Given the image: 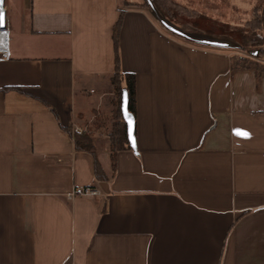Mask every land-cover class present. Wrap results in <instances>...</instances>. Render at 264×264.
Segmentation results:
<instances>
[{
	"label": "crops",
	"instance_id": "obj_1",
	"mask_svg": "<svg viewBox=\"0 0 264 264\" xmlns=\"http://www.w3.org/2000/svg\"><path fill=\"white\" fill-rule=\"evenodd\" d=\"M146 1L3 0L0 264H264V64ZM171 1L204 20L216 0ZM119 19L135 117L112 161Z\"/></svg>",
	"mask_w": 264,
	"mask_h": 264
},
{
	"label": "trees",
	"instance_id": "obj_2",
	"mask_svg": "<svg viewBox=\"0 0 264 264\" xmlns=\"http://www.w3.org/2000/svg\"><path fill=\"white\" fill-rule=\"evenodd\" d=\"M158 11L170 22L180 16H193L190 11L181 6L176 5L171 0H151ZM148 2L140 5L132 4L130 6L138 8H146ZM264 0H259L258 5L254 6L250 11V19L241 27L230 28L235 33L238 43L233 51L247 52L255 50L259 57L264 56ZM188 13V14H187ZM212 23H216L212 21ZM121 26V20L116 23L113 31V42L115 47V71L111 77V83L116 96V108L114 110V123L112 126L110 138L111 159L114 161L115 155L122 150L130 148L128 126L124 120L122 106L125 104L128 114L134 119L135 117V79L131 74H123L118 66V32ZM228 25H219V28H227ZM124 85V87H123ZM10 88H2L1 92H6ZM74 150L77 152L89 153L94 159L95 175L101 178L100 170L96 160V154L90 136L86 133L73 135Z\"/></svg>",
	"mask_w": 264,
	"mask_h": 264
},
{
	"label": "rangeland",
	"instance_id": "obj_3",
	"mask_svg": "<svg viewBox=\"0 0 264 264\" xmlns=\"http://www.w3.org/2000/svg\"><path fill=\"white\" fill-rule=\"evenodd\" d=\"M235 2V0H216L214 1V7L211 8V12L206 11L204 7V12L202 11L203 15L208 16L209 18L206 20H201L195 18V16H180V26L183 27V29L187 30L190 33H194L193 31L196 29L198 31L204 30L206 33L210 34V38L207 40H210V42L220 43L221 45L227 46V49H230L233 51L235 49V46L238 43L237 37L235 33H232L230 31V28H236L243 26L249 19H250V6H243V4H246L248 2L254 3L255 0H238V7H232L229 6V3ZM148 2V6L145 8L147 9L150 14H153L154 17H158L160 14L163 16L158 9L153 5L151 0L146 1ZM227 3L228 6H225ZM238 9L239 12H234V9ZM244 8V9H243ZM201 9V8H200ZM202 9V10H203ZM209 9V8H208ZM210 10V9H209ZM206 11V12H205ZM209 12V13H208ZM229 13V15L227 14ZM241 12V14H240ZM214 14V15H211ZM232 14V15H231ZM164 17V16H163ZM226 18V20H223ZM219 20L216 23H212L210 20ZM223 20V21H222ZM227 24L228 27L225 28H219V25ZM199 39V38H194ZM206 40V39H205ZM235 52V51H234ZM246 53L252 54L253 56L257 57V52L255 50L247 51ZM251 55V56H252Z\"/></svg>",
	"mask_w": 264,
	"mask_h": 264
},
{
	"label": "built area",
	"instance_id": "obj_4",
	"mask_svg": "<svg viewBox=\"0 0 264 264\" xmlns=\"http://www.w3.org/2000/svg\"><path fill=\"white\" fill-rule=\"evenodd\" d=\"M7 56H8V32H7L6 42H3L2 45L0 43V60L6 59ZM260 63L264 64V56L260 57ZM75 132H80V130L76 129ZM75 196L97 197L100 196V193L97 189L92 187H78V188H74L70 193L66 195L67 199H72Z\"/></svg>",
	"mask_w": 264,
	"mask_h": 264
},
{
	"label": "water",
	"instance_id": "obj_5",
	"mask_svg": "<svg viewBox=\"0 0 264 264\" xmlns=\"http://www.w3.org/2000/svg\"><path fill=\"white\" fill-rule=\"evenodd\" d=\"M3 17H4V19H3V22L1 23V26L3 27V28H5V15H3ZM263 21H264V12H263ZM164 24H165V26L168 28V29H173L171 26H170V23H168V22H164ZM193 40H195V41H199V42H201V40H199V39H193ZM205 41V43H207V44H209V45H211V46H226V44L225 45H221L220 43H215V42H210V40H204ZM227 47V46H226ZM122 111H123V115H124V118H125V120H126V123H127V125H128V133H129V135L130 134H132V123H133V119H132V117L128 114V112H127V110H126V107H125V104H123V106H122ZM129 121H131V123H129Z\"/></svg>",
	"mask_w": 264,
	"mask_h": 264
},
{
	"label": "bare ground",
	"instance_id": "obj_6",
	"mask_svg": "<svg viewBox=\"0 0 264 264\" xmlns=\"http://www.w3.org/2000/svg\"><path fill=\"white\" fill-rule=\"evenodd\" d=\"M0 13H3V0H0ZM7 40V30L1 26L0 23V43L2 45L3 42Z\"/></svg>",
	"mask_w": 264,
	"mask_h": 264
},
{
	"label": "snow or ice",
	"instance_id": "obj_7",
	"mask_svg": "<svg viewBox=\"0 0 264 264\" xmlns=\"http://www.w3.org/2000/svg\"><path fill=\"white\" fill-rule=\"evenodd\" d=\"M3 19H4V17H3V13H0V23L3 22ZM129 123H131V121H129Z\"/></svg>",
	"mask_w": 264,
	"mask_h": 264
}]
</instances>
